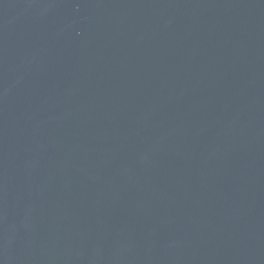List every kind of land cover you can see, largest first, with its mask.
<instances>
[{
    "label": "water",
    "instance_id": "water-1",
    "mask_svg": "<svg viewBox=\"0 0 264 264\" xmlns=\"http://www.w3.org/2000/svg\"><path fill=\"white\" fill-rule=\"evenodd\" d=\"M0 264H57L1 50Z\"/></svg>",
    "mask_w": 264,
    "mask_h": 264
}]
</instances>
